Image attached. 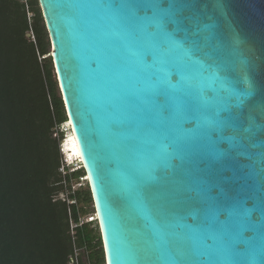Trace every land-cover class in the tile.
Instances as JSON below:
<instances>
[{
  "label": "water",
  "instance_id": "1",
  "mask_svg": "<svg viewBox=\"0 0 264 264\" xmlns=\"http://www.w3.org/2000/svg\"><path fill=\"white\" fill-rule=\"evenodd\" d=\"M97 2L38 0L67 121L88 178L104 264H221L212 255L175 260L166 251L170 240L202 251L217 245L213 226L218 213L190 203L201 187L234 204L235 221H244L232 238L241 253L236 259L261 264L264 0H196L202 31L214 37L212 53L228 69L223 90L204 95L200 110L174 109L167 115L154 111L147 122L122 123L118 136L107 105L139 85L130 60L111 47V21L89 7ZM201 75L193 72L172 82L177 104L198 80H207ZM128 100L136 103L132 96ZM192 101L201 103L195 95ZM213 119L222 122L218 131L209 127ZM173 138L185 147L172 157L161 156L154 165L149 147L163 151ZM130 144L137 149L135 168L124 150Z\"/></svg>",
  "mask_w": 264,
  "mask_h": 264
},
{
  "label": "trees",
  "instance_id": "2",
  "mask_svg": "<svg viewBox=\"0 0 264 264\" xmlns=\"http://www.w3.org/2000/svg\"><path fill=\"white\" fill-rule=\"evenodd\" d=\"M29 9L30 22L18 0H0V264H69L60 194L86 175L82 168L60 173L67 117L38 0H30ZM75 198L88 214L90 194ZM76 245L89 263L104 264L98 227L79 228Z\"/></svg>",
  "mask_w": 264,
  "mask_h": 264
},
{
  "label": "snow or ice",
  "instance_id": "3",
  "mask_svg": "<svg viewBox=\"0 0 264 264\" xmlns=\"http://www.w3.org/2000/svg\"><path fill=\"white\" fill-rule=\"evenodd\" d=\"M195 3L196 0H150L146 5L145 0H98L89 5L111 21L109 31L114 37L111 47L130 60L135 69L136 85H139L120 92L114 102L107 105L115 117V135H119L122 123L134 126L141 119L147 122L154 111L167 115L174 109L200 110L204 107V95L211 97L223 90L221 85L228 69L212 53L210 43L214 37L202 31ZM193 72L202 73L201 80L204 76H207V80L203 84L198 80L194 90H189L182 103L177 104L172 96V89L175 88L172 82L183 81L186 74ZM194 95L200 97L201 103L193 105ZM129 96L135 98V104L129 102ZM221 123L213 119L209 127L218 131ZM184 147L176 138L163 151L154 146L149 147L151 161L158 166L161 156L172 157ZM124 150L132 157L135 168L138 162L135 145L130 144ZM211 191L209 187H201L197 199L190 203L205 212L211 210L218 213L217 224L213 226L218 241L215 248L202 251L193 245L170 240V247L166 251L171 252L175 260L191 261L193 255L197 259L212 255L221 264H240L236 258L241 253L232 243V238L234 230L243 227L244 221L237 223L235 205L212 196ZM250 251L254 252L255 249L250 248ZM259 251L261 264H264V239H261Z\"/></svg>",
  "mask_w": 264,
  "mask_h": 264
},
{
  "label": "built area",
  "instance_id": "4",
  "mask_svg": "<svg viewBox=\"0 0 264 264\" xmlns=\"http://www.w3.org/2000/svg\"><path fill=\"white\" fill-rule=\"evenodd\" d=\"M21 4L24 5V8L27 13V19L28 22L31 21V18L33 16V13L29 9V2L30 0H18ZM32 35V34H31ZM33 39V36H31ZM77 165V166H76ZM66 163L63 162V167L61 168V172H65ZM80 168L79 163L75 164L73 167L69 168L68 171L72 172L74 170H77ZM60 169V170H61ZM80 180L87 183L86 176L80 177ZM80 188L75 189L71 187L70 189L66 190L64 193L60 194L63 195V197H60L62 201H64L67 205V217H68V233L71 240L72 245V254L70 256V263L69 264H91L87 260V251L82 248H78L76 245V239H77V230L81 228L84 225H90L91 227H98L97 225V218L95 211H93L92 214L90 212L88 214H81L80 211L85 209V207L78 203L77 199L75 198L76 195L79 193ZM72 207H75L77 209V215L76 218L72 215Z\"/></svg>",
  "mask_w": 264,
  "mask_h": 264
},
{
  "label": "rangeland",
  "instance_id": "5",
  "mask_svg": "<svg viewBox=\"0 0 264 264\" xmlns=\"http://www.w3.org/2000/svg\"><path fill=\"white\" fill-rule=\"evenodd\" d=\"M49 44H50V41H49ZM49 52H51V45L49 46ZM53 69H54V67H53ZM54 73H55V71H54ZM55 77H56V75H55ZM57 80V79H56ZM57 85H58V83H57ZM58 90H59V87H58ZM59 94H60V90H59ZM60 96H61V94H60ZM62 131H63V137H64V139H63V142H62V148L60 149V151H61V153H62V151H64V154H65V156H66V158L71 162V161H74V163L75 164H77L76 163V160L77 159H75V158H72L71 157V155L70 154H67V152L69 153L70 151H69V148H68V139H69V134H70V128H69V126L67 125V123H64L63 125H62ZM64 162V161H63ZM77 166V165H76ZM62 171V169L60 170V173H61V175L62 176H64V175H66V174H69V172H67V171H65V172H61ZM70 188L71 187H73V188H75V189H78V188H80V190H79V193L80 194H83V193H87V194H90V192H89V187H88V184L87 183H85L84 181H82V180H80V179H72L71 181H70ZM60 197H63V195H60ZM90 198H91V196H90ZM91 200V199H90ZM88 210H89V212H90V214H92L93 213V211H94V209H93V204H92V201H89L88 202Z\"/></svg>",
  "mask_w": 264,
  "mask_h": 264
},
{
  "label": "bare ground",
  "instance_id": "6",
  "mask_svg": "<svg viewBox=\"0 0 264 264\" xmlns=\"http://www.w3.org/2000/svg\"><path fill=\"white\" fill-rule=\"evenodd\" d=\"M67 125L70 128V123L68 122ZM69 139H68V148H69V154L71 155L72 158L78 159L81 162V158H80V153H79V149L75 140V137L70 129V134H69ZM88 180V178H87Z\"/></svg>",
  "mask_w": 264,
  "mask_h": 264
}]
</instances>
